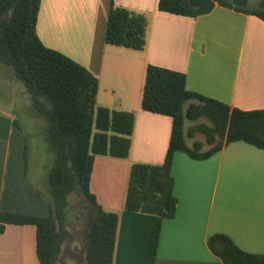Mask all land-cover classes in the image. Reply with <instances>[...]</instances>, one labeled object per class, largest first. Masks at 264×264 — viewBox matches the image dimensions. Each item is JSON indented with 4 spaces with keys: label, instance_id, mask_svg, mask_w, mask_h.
I'll use <instances>...</instances> for the list:
<instances>
[{
    "label": "crops",
    "instance_id": "obj_1",
    "mask_svg": "<svg viewBox=\"0 0 264 264\" xmlns=\"http://www.w3.org/2000/svg\"><path fill=\"white\" fill-rule=\"evenodd\" d=\"M258 2L251 0V7ZM113 5L148 16L142 51L106 43ZM158 5L159 0H42L39 14L37 32L43 44L98 79L97 104L135 114L129 157H96L90 182L103 209L119 215L113 264H152L158 218L125 210L132 165L162 164L172 133L171 117L142 109L147 67L183 73L190 92L232 108L264 110V22L260 18L222 6L190 18L161 12ZM15 124L21 134L14 131ZM47 126L23 83L0 62V211L5 206L14 138L19 137L22 145L24 141L28 145L30 136L38 138L40 151L54 164ZM31 159L32 147L29 169ZM52 167L49 164L50 171ZM172 175L177 214L162 223L154 264H223L208 246L216 234L229 237L245 252L264 256V150L239 141L206 160L177 152ZM32 188L39 201L48 203L39 188ZM35 201L20 199L13 208L31 211ZM90 225H70L67 218L70 236L60 263L86 264ZM36 233L34 225H7L0 234V264H40Z\"/></svg>",
    "mask_w": 264,
    "mask_h": 264
},
{
    "label": "trees",
    "instance_id": "obj_2",
    "mask_svg": "<svg viewBox=\"0 0 264 264\" xmlns=\"http://www.w3.org/2000/svg\"><path fill=\"white\" fill-rule=\"evenodd\" d=\"M251 0H159L161 12L195 18L216 6L255 15L264 22V0L252 8ZM42 0H0V62L13 70L23 83L33 107L47 122V135L55 160L49 176L51 201H35L30 211L3 207L0 234L7 225L36 227L40 264H58L67 228L69 198H86L94 208L87 233L86 264H113L119 215L109 212L90 190L98 156L129 157L135 114L115 111L97 104L99 81L85 67L43 44L37 32ZM148 16L112 6L106 43L142 51L147 42ZM186 75L149 65L142 96V109L172 118V133L162 164H133L130 169L125 210L158 218L153 237L152 264L158 248L162 223L176 217L179 201L174 194V156L186 153L206 160L233 142H245L264 150V110L242 111L203 97L187 89ZM191 123H198L189 128ZM14 131L21 134L19 124ZM201 133L205 143L192 140ZM23 176L29 169V148L22 150ZM211 252L223 264H264V256L240 249L229 237L209 238Z\"/></svg>",
    "mask_w": 264,
    "mask_h": 264
},
{
    "label": "rangeland",
    "instance_id": "obj_3",
    "mask_svg": "<svg viewBox=\"0 0 264 264\" xmlns=\"http://www.w3.org/2000/svg\"><path fill=\"white\" fill-rule=\"evenodd\" d=\"M198 123H191L188 125L189 128H194ZM28 140V148L32 147V163H30V169L26 177L23 176L22 171V148L20 138H14L12 149H11V157L9 164V176L8 181L9 185L7 187V194L5 199V207L13 208L15 206L14 202L21 203L20 199H30L38 200L35 189L38 188L42 191V196L46 198L47 201H51L49 195V176H50V168L49 164L52 167L53 163L49 160L48 157L44 156L40 151V143L38 138L30 136ZM192 140H197L205 143L204 136L196 132L195 136ZM17 181V182H16ZM31 185L29 187L27 184ZM14 198H17V201H14ZM17 205V204H16ZM94 214V208L90 204V202L83 197H80L76 194H72L69 198V208H68V221L69 224L73 223H81L84 226H88L92 221V217ZM84 231L79 232V236H83ZM79 238V237H78ZM78 247L81 249V242L76 243ZM83 260V257L82 259ZM80 262V261H79ZM58 264H66V260H62L61 263ZM69 264H79L78 261H69Z\"/></svg>",
    "mask_w": 264,
    "mask_h": 264
}]
</instances>
